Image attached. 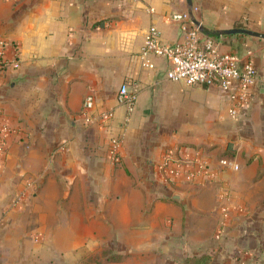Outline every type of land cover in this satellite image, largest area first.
Masks as SVG:
<instances>
[{
  "label": "crops",
  "instance_id": "1",
  "mask_svg": "<svg viewBox=\"0 0 264 264\" xmlns=\"http://www.w3.org/2000/svg\"><path fill=\"white\" fill-rule=\"evenodd\" d=\"M189 2L0 1V37L20 58L0 71V115L11 130L0 167V264H155L221 256L228 244L264 254V88L255 85L231 118L227 92L171 81L164 58L141 54L150 25L163 43L181 40L170 14L186 12L218 51L264 74V38L219 33H264V0ZM122 83L134 95L130 112L116 101ZM102 112L112 115L100 122ZM168 152L185 161L199 152L214 176L163 181L155 167ZM220 157L238 170L219 169ZM233 228L236 236L221 234Z\"/></svg>",
  "mask_w": 264,
  "mask_h": 264
},
{
  "label": "built area",
  "instance_id": "2",
  "mask_svg": "<svg viewBox=\"0 0 264 264\" xmlns=\"http://www.w3.org/2000/svg\"><path fill=\"white\" fill-rule=\"evenodd\" d=\"M170 19L180 22L181 28L185 30L183 38L172 43H163L159 40L156 28L150 25L144 35L141 54L150 53L164 58L167 62L164 75L171 81H179L186 86H217L227 92L229 99L227 113L229 117L235 118L238 109L247 102L252 88L255 85L264 88V74H258L250 61L240 62L235 54L218 51L213 41L198 30L186 12L172 13ZM19 59L18 45L12 40L0 37V71L16 69L19 66ZM142 64L151 67L147 61ZM115 97L119 104H125L127 112L131 111L134 95L127 90L124 83L118 87ZM91 102V95H87L83 101L85 112L90 108ZM111 115L110 112H102L97 118L104 122ZM10 132V128L0 115V167L6 138ZM117 142L116 139H111L108 147L109 157L114 163L117 162ZM210 165V161L201 157L199 152L195 153L191 161L177 159L168 152L162 154L155 168L163 181H174L179 178L184 182H192L200 174L213 177L214 172H207ZM216 166L222 170L229 168L233 171L239 168L229 157H220L216 160ZM226 211V207L221 205V213L226 214Z\"/></svg>",
  "mask_w": 264,
  "mask_h": 264
},
{
  "label": "rangeland",
  "instance_id": "3",
  "mask_svg": "<svg viewBox=\"0 0 264 264\" xmlns=\"http://www.w3.org/2000/svg\"><path fill=\"white\" fill-rule=\"evenodd\" d=\"M235 231L234 233H230L228 231H221L224 236V234L227 232V235L233 234V236H236V230L237 228H233ZM232 236V237H233ZM228 250L226 249V253L221 256L212 257L211 255H207L209 257V263L207 264H264V254L254 257V256H243V252L236 253L235 251L232 252V249L230 248V245H227ZM155 264H193L194 258H183L180 261L174 260V262H171L170 259L160 258V259H154ZM188 260V261H186ZM45 262L43 261V264Z\"/></svg>",
  "mask_w": 264,
  "mask_h": 264
},
{
  "label": "water",
  "instance_id": "4",
  "mask_svg": "<svg viewBox=\"0 0 264 264\" xmlns=\"http://www.w3.org/2000/svg\"><path fill=\"white\" fill-rule=\"evenodd\" d=\"M186 1L188 2V4L190 3L189 0H186ZM189 16H190L191 22L198 27L199 31H202V28L199 26V23L196 20H194L193 17H191V14H189ZM219 33H222V34H244V35H251V36H255V37L264 38V33L251 31V30H248L245 28L222 29V30H219Z\"/></svg>",
  "mask_w": 264,
  "mask_h": 264
},
{
  "label": "trees",
  "instance_id": "5",
  "mask_svg": "<svg viewBox=\"0 0 264 264\" xmlns=\"http://www.w3.org/2000/svg\"><path fill=\"white\" fill-rule=\"evenodd\" d=\"M187 258H194L193 264H207L209 263V257L207 255H201V256H193V257H186ZM188 261V260H186Z\"/></svg>",
  "mask_w": 264,
  "mask_h": 264
}]
</instances>
